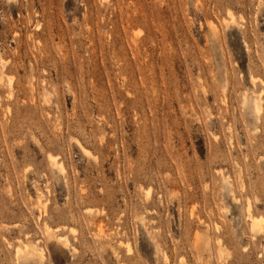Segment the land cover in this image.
<instances>
[{"label":"rangeland","instance_id":"374dc122","mask_svg":"<svg viewBox=\"0 0 264 264\" xmlns=\"http://www.w3.org/2000/svg\"><path fill=\"white\" fill-rule=\"evenodd\" d=\"M0 264H264V0H0Z\"/></svg>","mask_w":264,"mask_h":264},{"label":"bare ground","instance_id":"6f19581e","mask_svg":"<svg viewBox=\"0 0 264 264\" xmlns=\"http://www.w3.org/2000/svg\"><path fill=\"white\" fill-rule=\"evenodd\" d=\"M50 160L51 162L53 163V165L55 166L56 164V158L55 157H52L50 156ZM59 166V165H58ZM62 169V168H60ZM58 172V171H57ZM62 172V171H61ZM250 218H251V221H252V224L254 227L258 228V229H261V224L263 223V219L262 218H257L253 215L250 214ZM66 242V240H64ZM67 243V242H66ZM17 254L19 257L22 256L23 252H22V249L21 248H18L17 249ZM42 261V260H41Z\"/></svg>","mask_w":264,"mask_h":264}]
</instances>
